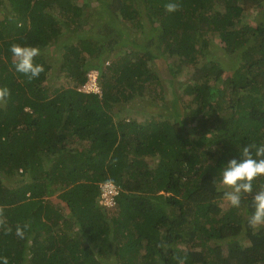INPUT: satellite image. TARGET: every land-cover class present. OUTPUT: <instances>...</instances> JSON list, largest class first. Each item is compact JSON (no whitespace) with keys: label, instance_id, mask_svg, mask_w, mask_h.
Returning <instances> with one entry per match:
<instances>
[{"label":"trees","instance_id":"16d2710c","mask_svg":"<svg viewBox=\"0 0 264 264\" xmlns=\"http://www.w3.org/2000/svg\"><path fill=\"white\" fill-rule=\"evenodd\" d=\"M170 2L179 10L166 12ZM0 12V87L11 93L0 206L12 229L0 230V258L264 264L252 196L226 206L219 183L243 147L264 145V0H0ZM13 43L40 49L38 79L14 70ZM90 70L98 93L81 89ZM146 101L164 105L141 121ZM105 183L118 188L111 207L99 203Z\"/></svg>","mask_w":264,"mask_h":264},{"label":"clouds","instance_id":"9594fccd","mask_svg":"<svg viewBox=\"0 0 264 264\" xmlns=\"http://www.w3.org/2000/svg\"><path fill=\"white\" fill-rule=\"evenodd\" d=\"M165 11L173 13L179 10L178 3L170 2L166 4ZM9 51L13 58L14 70L22 74L30 82L38 79L41 73L45 71L43 65L35 64L34 59L40 55V49L32 46H22L19 43L11 44ZM90 72H97L90 70ZM98 77V76H97ZM82 89V88H81ZM10 90L7 87H0V106H6L10 98ZM252 146L247 145L242 148V159H231L220 172L219 183L224 189V198L232 208L241 207L242 197L252 196V214L247 218L249 228L258 229L264 226V184L259 186L258 191L253 195L254 182L264 179V145L256 148L255 155L251 151ZM27 226L16 228V235L19 238L24 237V229ZM0 230L5 235L11 233L12 229L7 224L4 216V207L0 206ZM178 264H185V258L176 257ZM0 264H8L6 258H0Z\"/></svg>","mask_w":264,"mask_h":264},{"label":"built area","instance_id":"2783aa9c","mask_svg":"<svg viewBox=\"0 0 264 264\" xmlns=\"http://www.w3.org/2000/svg\"><path fill=\"white\" fill-rule=\"evenodd\" d=\"M82 90L85 92H93L98 93L99 88L97 86V72H90L87 75V81L85 85L82 87ZM101 193L99 203L106 207H111L115 203V196L118 194V188H116L111 183H105L100 186Z\"/></svg>","mask_w":264,"mask_h":264},{"label":"rangeland","instance_id":"374dc122","mask_svg":"<svg viewBox=\"0 0 264 264\" xmlns=\"http://www.w3.org/2000/svg\"><path fill=\"white\" fill-rule=\"evenodd\" d=\"M0 17H1V12H0ZM253 17H254V14L252 16H250V17H247V21H249V22L252 23L253 22ZM180 73H182V74L178 75V77H177V83L173 87L174 90L177 89V92L182 87V86H180V84H182L185 81L186 77H187V71L186 70H182V71H180ZM166 88L167 87H165V89ZM169 88L171 90V86ZM170 93H171V91H170ZM169 94H166V97L169 96ZM183 98L185 99V101H187V99H188L187 97H183ZM164 102L165 101H163V103ZM166 102H169V101L166 100ZM155 103H160V102H159V100H156ZM137 105H139V107H137V110L140 111V113H138L137 116H139V119L141 121H144L145 119H150V115H154L155 113H157L159 111V109H161L163 107L164 104L161 105V106H159V107L150 108V107H148L149 104L146 101V102H138ZM146 107H148V108H146ZM154 108H156L157 110L155 111ZM161 113H165V111L164 110H161ZM227 203L228 202L225 201L224 205L227 206Z\"/></svg>","mask_w":264,"mask_h":264}]
</instances>
